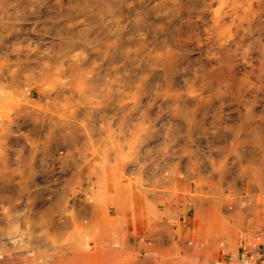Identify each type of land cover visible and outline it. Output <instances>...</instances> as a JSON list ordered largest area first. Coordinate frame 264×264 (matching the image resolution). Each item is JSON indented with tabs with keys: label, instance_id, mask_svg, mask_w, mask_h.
I'll use <instances>...</instances> for the list:
<instances>
[{
	"label": "rangeland",
	"instance_id": "rangeland-1",
	"mask_svg": "<svg viewBox=\"0 0 264 264\" xmlns=\"http://www.w3.org/2000/svg\"><path fill=\"white\" fill-rule=\"evenodd\" d=\"M222 1L0 0V264H264V11Z\"/></svg>",
	"mask_w": 264,
	"mask_h": 264
},
{
	"label": "bare ground",
	"instance_id": "bare-ground-1",
	"mask_svg": "<svg viewBox=\"0 0 264 264\" xmlns=\"http://www.w3.org/2000/svg\"><path fill=\"white\" fill-rule=\"evenodd\" d=\"M222 3L223 5L227 7L228 12H231L236 17H238L240 21V27H242L243 24L246 23L248 26L247 28L249 30H252V29H254V31L257 30L258 26H257L256 20H257V17L260 15V13L264 11V0H223ZM223 16L224 15L222 14V12L219 11L216 13L215 19L213 20V25L216 28V30L219 32V37H218V42H217L218 48L216 51L218 55L219 53H222V55L226 54L227 53L226 51L230 50L227 47L226 43H224L223 41L225 37V34L223 33V29L227 28L224 25ZM225 67L230 69L229 64L225 63ZM1 260H3V258L0 259V261Z\"/></svg>",
	"mask_w": 264,
	"mask_h": 264
},
{
	"label": "crops",
	"instance_id": "crops-1",
	"mask_svg": "<svg viewBox=\"0 0 264 264\" xmlns=\"http://www.w3.org/2000/svg\"><path fill=\"white\" fill-rule=\"evenodd\" d=\"M173 222H170L171 225L174 227V231L180 228L179 236H184L183 230L185 225V216L178 215L177 219H173ZM169 221L164 222L166 225ZM164 224V225H165ZM147 237H152L151 241H149L146 245L147 250L151 252H160L162 250H167L170 248L169 245L164 244L165 240L167 239V234H160V232H156L155 234L150 233L147 231ZM244 246V247H243ZM187 247L186 245H179L180 249H184ZM255 256V250H253L251 247L246 246L245 243L237 246L230 252L229 259L233 261L234 264H253L256 262L257 259L254 258Z\"/></svg>",
	"mask_w": 264,
	"mask_h": 264
}]
</instances>
